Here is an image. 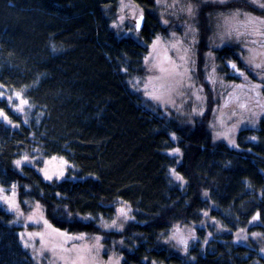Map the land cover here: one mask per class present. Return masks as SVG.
<instances>
[{
	"label": "trees",
	"instance_id": "trees-1",
	"mask_svg": "<svg viewBox=\"0 0 264 264\" xmlns=\"http://www.w3.org/2000/svg\"><path fill=\"white\" fill-rule=\"evenodd\" d=\"M188 1L207 85L206 109L191 119L133 88L154 38L179 20L162 0H0V188L18 186L21 202L40 203L59 230L101 237L121 264H264V83L243 60L241 36L221 39L226 19L264 20V8ZM124 2L144 16L135 34L113 27ZM223 105L240 110L225 139L213 123ZM55 156L69 167L49 180L42 165ZM121 209V229L107 228ZM20 229L0 205V264H36ZM178 229L190 241L174 243Z\"/></svg>",
	"mask_w": 264,
	"mask_h": 264
},
{
	"label": "rangeland",
	"instance_id": "rangeland-1",
	"mask_svg": "<svg viewBox=\"0 0 264 264\" xmlns=\"http://www.w3.org/2000/svg\"><path fill=\"white\" fill-rule=\"evenodd\" d=\"M254 3L258 6L262 4L260 0H255ZM162 5H166L165 7L170 10L171 17L179 20L176 22L173 19V26L154 38L145 58V72L143 76L133 80V88L143 93L146 98L174 108L181 116L191 119L203 114L207 95V85L204 86L196 75L195 44L200 34L195 22L191 20L194 9L188 0H162ZM141 15L129 3L124 2L113 21V27L121 34H135L138 32L135 20ZM222 25L221 31L225 32L226 37L223 35L221 39L226 41L241 36L243 60L256 71L257 77L264 83V24L262 27L250 26L248 15L240 14L226 19ZM245 37L253 43L252 46L248 44L246 46ZM234 41L236 39L229 42ZM162 68L165 71H161ZM217 71L213 67L206 72L211 89L215 88L216 77L219 76ZM261 82L251 81V84L259 86ZM244 87L250 90L249 83ZM248 89L244 93L245 101L247 95L251 96ZM17 95L20 111H24L25 100L20 94L15 96ZM255 106L256 108H253ZM248 107L254 115L260 113L255 101L252 105L248 104ZM239 111V109L234 111L228 105L214 108L213 123L217 135L223 139L230 135L232 114L236 115ZM241 112L249 119L250 116L245 110ZM68 167L64 159L50 157L43 161L42 173L45 178L46 174L52 176V179L64 178ZM0 205L14 214V220L21 228L19 233L22 244L34 254L36 264H121L120 255L109 251L101 237L72 235L53 227L46 219L40 203L34 200L21 202L16 185L0 188ZM126 216L127 213L122 215L120 211L118 219L106 224V227L121 229L122 223L127 219ZM188 231L176 230L172 241L174 243H178V240L190 241L191 231L189 233Z\"/></svg>",
	"mask_w": 264,
	"mask_h": 264
},
{
	"label": "snow or ice",
	"instance_id": "snow-or-ice-1",
	"mask_svg": "<svg viewBox=\"0 0 264 264\" xmlns=\"http://www.w3.org/2000/svg\"><path fill=\"white\" fill-rule=\"evenodd\" d=\"M253 2H255V0H253ZM260 7H264V4H261ZM248 23H249L250 26L255 27L256 25L264 24V20H261L259 18H255V17H250L249 20H248ZM232 67H233V69H236L235 65H232ZM161 71H165V69L162 68ZM241 75H242V73H241ZM17 99H19V95H17ZM23 103L26 104L27 101H23ZM253 139H255V138L253 137ZM25 159H27V158H25ZM16 163H17V165H19L21 163V161H17ZM46 178L50 180V179H52V176L46 174ZM177 179H182V177L177 176ZM121 214L122 215H126V213H124L123 209H121ZM80 238H82V237H77V239H80Z\"/></svg>",
	"mask_w": 264,
	"mask_h": 264
},
{
	"label": "water",
	"instance_id": "water-1",
	"mask_svg": "<svg viewBox=\"0 0 264 264\" xmlns=\"http://www.w3.org/2000/svg\"><path fill=\"white\" fill-rule=\"evenodd\" d=\"M144 16L141 15L138 19L135 20L136 23V29L139 31L142 29L143 25H144Z\"/></svg>",
	"mask_w": 264,
	"mask_h": 264
}]
</instances>
